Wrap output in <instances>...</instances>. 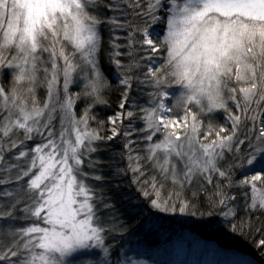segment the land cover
<instances>
[{
  "label": "snow or ice",
  "instance_id": "1",
  "mask_svg": "<svg viewBox=\"0 0 264 264\" xmlns=\"http://www.w3.org/2000/svg\"><path fill=\"white\" fill-rule=\"evenodd\" d=\"M155 213L264 252V0H0V264H148Z\"/></svg>",
  "mask_w": 264,
  "mask_h": 264
},
{
  "label": "trees",
  "instance_id": "2",
  "mask_svg": "<svg viewBox=\"0 0 264 264\" xmlns=\"http://www.w3.org/2000/svg\"><path fill=\"white\" fill-rule=\"evenodd\" d=\"M159 27V26H158ZM118 111L116 97L112 98L111 108L105 109L101 115H112ZM119 149H117L118 151ZM110 152L101 157L108 160ZM125 185L127 181L124 182ZM150 227L142 229L137 235L129 238L125 248L133 244H145L147 248H161L173 245L180 237L178 231L189 230L205 241L219 245L228 251H235L253 259L258 264H264V252L257 249L249 239L240 237L228 231L223 223V217H209L201 219L183 214L155 213L147 217ZM211 221V223H209Z\"/></svg>",
  "mask_w": 264,
  "mask_h": 264
},
{
  "label": "rangeland",
  "instance_id": "3",
  "mask_svg": "<svg viewBox=\"0 0 264 264\" xmlns=\"http://www.w3.org/2000/svg\"><path fill=\"white\" fill-rule=\"evenodd\" d=\"M134 98L146 106V94L142 93ZM178 234L180 237L177 241L165 248L150 249L143 243L130 245L126 247L128 255L145 260L148 264H232L237 261H250L251 264H258L245 255L225 250L219 245L205 241L189 230H180ZM222 255L226 257L223 258Z\"/></svg>",
  "mask_w": 264,
  "mask_h": 264
},
{
  "label": "bare ground",
  "instance_id": "4",
  "mask_svg": "<svg viewBox=\"0 0 264 264\" xmlns=\"http://www.w3.org/2000/svg\"><path fill=\"white\" fill-rule=\"evenodd\" d=\"M242 256V255H241ZM222 257H223V255H222ZM222 257H220V258H222ZM226 256L224 255V257L223 258H225ZM232 264H236V262H234V263H232Z\"/></svg>",
  "mask_w": 264,
  "mask_h": 264
}]
</instances>
